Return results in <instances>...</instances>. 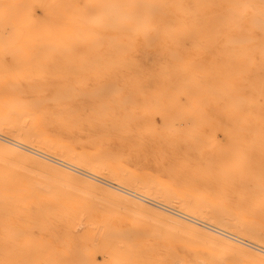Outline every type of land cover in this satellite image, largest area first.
Instances as JSON below:
<instances>
[{
  "label": "bare ground",
  "instance_id": "bare-ground-1",
  "mask_svg": "<svg viewBox=\"0 0 264 264\" xmlns=\"http://www.w3.org/2000/svg\"><path fill=\"white\" fill-rule=\"evenodd\" d=\"M152 49L162 56L158 61ZM24 77L38 94L50 87L57 98L81 87L98 96L112 86L113 102L101 101L86 119L79 108L53 114L60 121L116 126L135 148L150 144L163 159L165 144H182L204 162L195 169L220 189L178 193L159 180L157 187L132 184L188 208L182 212L153 208L148 203L157 200L120 184L110 189L95 182L107 174L126 183L121 174L129 170L107 169L97 159L82 162L64 144L63 151L53 149L42 129L47 112L20 97ZM6 79L17 92L0 100V130L11 128L17 139L0 141V264H184L168 262L156 246L135 242L121 225L108 222L118 211L108 209V220L92 216L94 207L108 204L98 195L134 207L133 224H146L150 214L264 262V246L204 219L264 233V0H0V84ZM122 92L126 96H116ZM20 126L45 138L34 142ZM28 142L37 147L25 148ZM47 155L62 157L60 166L48 163ZM78 164L91 170L87 178L74 173ZM230 193L257 208L263 220L255 213L247 220L243 207H230Z\"/></svg>",
  "mask_w": 264,
  "mask_h": 264
},
{
  "label": "rangeland",
  "instance_id": "rangeland-1",
  "mask_svg": "<svg viewBox=\"0 0 264 264\" xmlns=\"http://www.w3.org/2000/svg\"><path fill=\"white\" fill-rule=\"evenodd\" d=\"M151 56H153L155 60H157L158 57L160 58L162 57L160 56V54H158V52L155 49H152ZM119 80L122 83L124 78H119ZM108 81H110V79L106 80V82ZM49 82L52 84H55L57 81H49ZM43 83H44L43 80H39L36 82V84L38 85H43ZM19 84H20L19 89L23 91V94H21L20 97L25 102H27L28 105L37 106L38 110L47 112V115L42 119V129L47 133L49 138H51L52 140L51 147L53 149L60 151L62 149L61 146H63L62 144H64V145H67L73 148L72 150H70L71 155H73L71 156L72 158H79L82 160V162H85V163L94 162L97 159L107 169L109 166L113 165V166H118L119 168L124 167L129 170V172H124L123 174H121V177L123 179L126 178L125 180L126 183H121L117 181L116 179L108 176L107 174H100L99 176H95L96 178V180H94L95 182L97 183L106 182L107 183L106 187L110 189H114V186L117 187L116 184H120L123 187H126L127 189L137 191L143 195H147L149 198L157 200V202L150 200L151 203H148V205L153 208L163 210L161 207H164L171 211H173V209L175 208L176 210H180L182 212L184 211L188 212L187 211L188 208L179 206L177 203H172L170 201L163 202V200L160 199L158 195H153L151 193L149 194V192L144 193L143 190L140 191V189L138 190L137 187L135 186H137L138 184L140 186L152 187V185L151 186L149 185L154 183L153 185L157 187L158 185L156 184L155 181L159 180L163 184H172L178 193L189 192L195 189L196 190L202 189L207 192L210 191L212 193V192H217L220 189V186L218 185V183L216 181H212L209 175H205L201 172H198L195 169L194 165H197L198 163H201V165L198 164L201 166V169L204 168V162L200 159V157L197 154H195L196 152L194 153L186 152L182 144H177L176 146L165 144V150L167 152V156L166 158L163 159L160 156H157L154 152H152L153 147L150 144H147V146L144 147L145 149L143 150L135 148L132 142L127 141L126 139L121 137V129L117 130L115 128L116 126L109 127V128H103V127H100L96 121L92 122L91 124L89 123L77 124L70 118H68V120H65V121L64 120L60 121V119H58L53 114V112L55 111H62L64 113H68L74 109L79 108L82 110L81 111L82 116L84 117V119H86L88 117V114L90 113V111L88 110L93 107L98 106V104L101 101L105 100V101L113 102V99L115 98V94H114L115 92L113 91L114 89L112 86H108L110 88L112 87L111 89L108 87L105 88L107 89L108 93L107 91H105L103 87L101 95H98V96L88 95L89 93H87L88 91L86 90L90 89L91 87L87 89H85L84 87H81L76 92L77 93L76 95H73V96L63 95L60 98L59 97L57 98V97H54V91L50 87H46L45 89H43V92L41 94H38L37 91L31 88L32 84L29 83L27 78L25 77L19 79ZM108 89L111 91L109 92ZM16 92H17L16 89L15 88L13 89V87L11 86V80L6 79L3 82H1L0 84V100L1 101L11 98L12 96H14ZM116 96L123 97V96H126V94L122 92V93L116 94ZM138 114L140 113L138 112ZM143 122L144 120H140V119L137 120L136 125L138 129H140V127H143ZM7 128L8 130L11 129L9 127ZM20 128L26 131H29L27 127L24 128L23 126L22 127L20 126ZM203 129L208 134V130H210V128L208 129V125H205ZM8 130L6 131L0 130V141L1 142L3 141L1 138H6V137L11 138V139L16 138V136L13 135L14 131H11V130L8 131ZM26 133H28L27 134L28 137L31 135L34 142H38V140L42 141V138H45V137H42L44 136L42 134L40 135L38 133H32L30 131ZM137 134L138 133L134 132L133 135L137 137ZM138 136H141V135H138ZM35 137L36 138L38 137L39 139L37 140ZM34 142L33 143L28 142L27 143L28 146H25V148L37 147ZM18 149L20 151L29 153L27 150L23 148H18ZM61 151H63V149ZM48 154L55 155L49 151H48ZM59 157L60 156L57 155V158ZM57 158L53 159L52 157L48 156V159H45V160L52 165L60 166L59 162L61 161L59 159H61L62 157L59 159ZM69 161L71 160H68L67 162ZM71 162L70 164H72ZM65 164L68 165L69 163H65ZM184 164L188 166H184ZM9 166H11V164H9ZM77 166L79 168H77L76 170L80 172L74 171V173H77L78 176L87 178V175H90L89 172H91V170L79 164ZM45 172L46 173H44V175H47V174L48 176L53 175V173L49 171H45ZM132 184L133 185L135 184V186H133ZM77 188L83 189V186L77 185ZM48 189L50 190V188ZM50 191H53V190L51 189ZM169 195L172 198L176 197V194L172 192H169ZM55 196H56L55 199H57L58 201H62L66 199L62 195H55ZM98 196L100 198L105 197L104 199L109 198L111 200L108 199V204L106 205H100V206L94 207L92 210V216L101 215L103 218H106L108 209H113L115 211H118L119 212L118 216L112 218L111 220H108L106 218L108 222H111L112 224H115L118 227L121 225L119 228H122L124 231L127 230L126 233H128L129 231L130 236L128 235V237L130 239L132 238L133 241L135 242L143 241V242H147L148 244H152L156 246L158 249L157 252L159 256L163 257L168 262L176 261L178 259L177 261H180V262L182 261L184 264H204L203 262H205V264H262V263L264 264L263 261H260L250 255L242 253L241 251H239L240 254L238 253V250H235L234 252V249L229 248L218 241H213L209 238L207 239L203 237L202 235L200 236L199 234L191 233L190 231L185 230L180 227L176 228V226L172 225L169 222L164 221L163 223V221L158 219V217H155L150 214L147 215L148 219H147L146 224L144 225L133 224L132 220L135 219L134 217L135 208L134 207L128 206L127 204L122 203L121 201H118L116 199H113L105 195H102V196L98 195ZM129 197L135 198L132 195H130ZM228 199H229L228 204L230 207L239 208V210H242V207H243V210L246 211L247 213L246 214L247 220L250 219L248 215H251L254 213L256 215L257 221L259 220V222H261L263 220V215L261 214V212H258L257 211L258 209L254 208L251 205L248 206L247 205L248 202L247 203L240 202L238 197H236V195L231 194V193L228 195ZM160 202L162 204L166 203L167 205L164 204L163 206L159 204ZM170 207L173 209H171ZM204 219H205V222L207 221L208 223L214 224L215 226L221 229L232 232L240 237H245L248 241L254 242L260 246H264V233H263V236L262 235L259 236L256 233H252L253 232L252 230L237 231L230 224H226L225 222H220V220L217 217H213L212 219L210 218L209 219L204 218ZM186 221L191 223L190 220H186ZM145 225H147L148 228L144 227ZM247 225L251 227L249 224ZM157 227L160 228L159 232L160 233L162 232L161 234L160 233L157 234L156 232H154L155 230L153 231V229H156ZM157 229L156 231L158 232ZM152 232H154L155 235L157 234L156 237L158 239L154 237L155 235L154 236L151 235V234H154ZM224 233L227 234L226 232ZM218 235L225 237L224 235H221V234H218ZM248 241H245V242L249 244ZM227 248H229L232 251H230ZM200 260L202 262H200Z\"/></svg>",
  "mask_w": 264,
  "mask_h": 264
}]
</instances>
